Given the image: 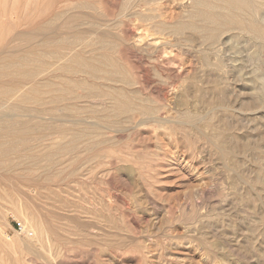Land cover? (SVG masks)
Segmentation results:
<instances>
[{
	"label": "rangeland",
	"instance_id": "obj_1",
	"mask_svg": "<svg viewBox=\"0 0 264 264\" xmlns=\"http://www.w3.org/2000/svg\"><path fill=\"white\" fill-rule=\"evenodd\" d=\"M12 1L8 0V7L17 3ZM36 1L33 4L26 1L27 5L21 1V7L26 5V10L29 5V9H35L31 15L35 17L33 21L24 11L17 29L9 26L0 30V49H6V53L0 52V66L12 60L14 54L23 56L32 51L33 56L37 55L31 64H36L35 72L42 59L48 60L49 65L43 70V74L46 71L43 77L41 72L33 85L25 87L23 93L27 96L29 87L35 88L34 102L24 103L20 97L5 96L2 92L16 83L0 81V141L13 135L6 126L9 119L13 118L18 126L28 121V126L34 128L33 133L26 135L28 147L18 145L10 157L15 161V169L8 170L7 159H0L1 164L5 162L4 167L0 164V264H264V37L257 38L236 25L220 35L222 41L216 47L215 56L222 52L219 58L213 57L208 51L209 29L200 13H207L209 4L218 0H199L194 9L192 0ZM240 1L247 4L246 0ZM262 1L257 19L264 28ZM217 9L220 13L226 12L220 7ZM180 19L185 28L179 25ZM177 25L175 31H170ZM16 34L20 35L17 39ZM185 36L186 39L182 38ZM40 49L45 57H41ZM88 52L118 61V77L116 73L115 79L113 76L107 79L82 70L73 71L71 76H66L69 80L74 78L72 82L89 81L84 88L70 84L71 100H80L78 97L91 86L93 93L99 90L108 94L107 90L120 89L121 82L125 81L129 85L127 93L135 92L132 102L140 111L131 113L129 121L127 117L118 118V126L114 124L111 127L114 131L105 132V143L96 147L90 156L83 150L85 142H81L79 151L76 150L78 154L70 156L61 152L50 166L46 165L44 153L51 152L69 137L71 125L80 128L82 123L89 122L92 127L103 129L110 121L104 114L109 106L107 99L99 103L98 117L87 118L78 110H64L65 102L55 106L50 103L46 86L56 82L63 87L64 81L49 71L51 64L54 67L64 64L65 54L67 58L71 53L84 57L90 56ZM53 54H62L63 58L56 62L59 64L50 62L55 58ZM182 93V99L190 103L187 110L191 113L179 107ZM139 97L146 100L143 108ZM153 106L166 120L162 124L151 121L150 115H142L149 113ZM143 116L146 123L134 127L144 121ZM60 122L64 123L66 138L60 136ZM203 125L209 127L207 132ZM219 132L226 138V148L216 137ZM30 161L37 166L26 169ZM17 170H22L25 177L20 179L18 173H13ZM52 181L56 186L50 184ZM36 222L39 227L44 225L47 236L38 233ZM17 224L25 226L29 236L18 234ZM36 240V251L22 247Z\"/></svg>",
	"mask_w": 264,
	"mask_h": 264
},
{
	"label": "bare ground",
	"instance_id": "obj_2",
	"mask_svg": "<svg viewBox=\"0 0 264 264\" xmlns=\"http://www.w3.org/2000/svg\"><path fill=\"white\" fill-rule=\"evenodd\" d=\"M21 1H24L25 3H26V5H27V2L26 1H29V3L31 2L32 4L33 3H35V2H33L34 0H14V1H12V2H17V3H15V6L14 5H12L13 7H8V0H0V30H2V29H4V28H8L9 26H10V28L11 27H14L15 29H17L19 26V23H21L22 22V20H21V18H22V14L24 13V11H26L24 14H26L27 16H31L33 13H35L34 11H35V9H29V7L31 6V5H29V7L27 8V10H26V5H25V7H21ZM36 1V0H35ZM51 2H52V0H50ZM59 1V0H58ZM73 1V0H72ZM83 1V0H82ZM85 1V0H84ZM117 1V0H116ZM150 1V0H149ZM152 1V0H151ZM154 1V0H153ZM193 1V4L194 5H192V7H193V9L195 8L194 6H197L196 4H198V3H200V2H198L199 0H192ZM204 1H206V0H204ZM214 1V0H213ZM240 0H235V2H234V0L232 1V0H218V3L216 2L215 4H209V6L207 7L208 8V12L206 13V12H204L203 14H202V12L200 13V11H199V13L201 14L200 16H202L203 17V19L204 20H206V28L208 27V29H209V34L207 35L208 36V40H209V47H208V51H209V53L213 56H215L216 55V53H217V49H216V47H217V45H219L220 44V42L222 41L221 39H220V35L223 33V32H225L227 29H229V28H233V27H235L236 25H240V29H241V27H243L244 28V30H247V31H250L251 33H253L254 34V36L255 37H257V38H263L264 37V28H262V25L260 24V21H258V17H257V13H258V10L260 11V7L261 6H263V3H261V1L262 0H249V1H247L246 0V2H247V4H245V5H243L241 2L242 1H240ZM245 1V0H244ZM243 1V2H244ZM37 2V1H36ZM79 2V1H78ZM87 2V1H86ZM157 2V1H156ZM210 2H211V0H210ZM263 2V1H262ZM60 3V2H59ZM102 3V2H101ZM214 3V2H213ZM14 4V3H13ZM87 4V3H86ZM137 4V3H136ZM145 4V3H144ZM148 4V3H147ZM150 4V3H149ZM35 5V4H34ZM58 5V4H57ZM61 5V4H60ZM63 5V4H62ZM104 5V4H103ZM146 5V4H145ZM155 5V4H154ZM199 5V4H198ZM203 5H204V3H203ZM150 6V5H149ZM152 6V5H151ZM58 7V6H57ZM91 7V6H90ZM220 7V9L222 10H224V12L225 13H220L218 10L219 9H217V8H219ZM34 8V7H33ZM63 8V7H62ZM93 8V7H92ZM106 8V7H105ZM190 8H191V5H190ZM264 8V7H263ZM82 9H84L83 7H82ZM137 9V8H136ZM146 9V8H145ZM55 10V9H54ZM107 10V9H106ZM142 10H143V8H142ZM149 10V9H148ZM191 10V9H190ZM200 10V9H199ZM205 10H206V8H205ZM220 10V11H221ZM41 11V10H40ZM62 11V10H61ZM89 11V10H88ZM152 11V10H151ZM150 11V12H151ZM162 11V10H161ZM160 11V12H161ZM194 11V10H193ZM262 11V10H261ZM33 12V13H32ZM53 12V11H52ZM140 12V11H139ZM192 12V11H191ZM59 13V12H58ZM137 13V12H136ZM23 14V15H24ZM53 14V13H52ZM134 14H135V12H134ZM162 14V13H161ZM188 14V13H187ZM192 14H194V12L192 13ZM138 15V14H137ZM149 15V14H148ZM165 15V14H164ZM34 16H35V14H34ZM55 16H56V14H55ZM59 16H60V18H61V16H62V13H61V15L59 14ZM191 16V15H190ZM197 16V15H196ZM26 17V16H25ZM148 17V16H147ZM163 17V16H162ZM161 17V18H162ZM171 17V16H170ZM29 18H31V20L34 18L35 19V17H33L32 18V16L31 17H29ZM28 18V19H29ZM56 18H58V16H56ZM125 18V17H124ZM158 18H160V17H158ZM176 18V17H175ZM263 18V17H262ZM33 19V20H34ZM49 19H50V17H49ZM54 19V18H53ZM70 19V18H69ZM73 19V18H72ZM154 19H155V17H154ZM178 19V18H177ZM202 19V20H203ZM21 20V21H20ZM32 20V21H33ZM56 20H58V19H56ZM150 20V19H149ZM189 20V19H188ZM196 20H197V18H196ZM261 20V19H260ZM28 21V20H27ZM51 21H52V19H51ZM155 21V20H154ZM153 20H152V22H154ZM179 21H181V23L179 24L180 26H182V27H184L185 26V23H183L182 22V20L180 19ZM185 21V20H184ZM193 21V20H192ZM201 21V20H200ZM35 22V21H34ZM152 22H149V23H151L150 25H152ZM185 22H188V21H185ZM205 22V21H204ZM49 23V22H48ZM154 23H156V22H154ZM153 23V24H154ZM167 24V23H166ZM169 24V23H168ZM187 24V23H186ZM193 24H194V22H193ZM205 24V23H204ZM32 25V24H31ZM47 25V24H46ZM149 25V24H148ZM158 25H160V24H158ZM190 25V24H189ZM152 26H155V25H152ZM166 26V25H165ZM17 27V28H16ZM46 27V26H45ZM146 27V26H145ZM157 27V26H156ZM159 27H162V28H166V27H164V25H161V26H159ZM179 27L178 25L177 26H175L174 28H172L170 31H175V29H177V28ZM204 27V26H203ZM21 28V27H20ZM130 28V27H129ZM168 28V27H167ZM185 28V27H184ZM199 28V27H198ZM205 28V27H204ZM131 29V28H130ZM174 29V30H173ZM188 29V28H187ZM187 29H184V30H187ZM196 29H197V27H196ZM189 30V29H188ZM190 30H191V28H190ZM198 30V29H197ZM230 30V29H229ZM123 31V30H122ZM182 31H183V28H182ZM200 31V30H199ZM235 31V30H234ZM239 31V30H238ZM159 32V31H158ZM178 32H180V31H178ZM184 32V31H183ZM205 32V31H204ZM231 32V31H230ZM244 32V31H243ZM246 32V31H245ZM14 33V32H13ZM126 33V32H125ZM147 33V32H146ZM176 33V32H175ZM175 33H173V34H175ZM186 33V32H185ZM191 33V32H190ZM203 33V32H202ZM228 33V32H227ZM19 34V33H18ZM18 34H16L15 35V38L17 37V35ZM148 34V33H147ZM150 34V33H149ZM154 34V33H153ZM157 34H160V33H157ZM181 34V33H180ZM182 34H184V33H182ZM22 35V34H21ZM155 35V34H154ZM162 35H164L163 33H162ZM203 35V34H202ZM228 35H231L230 33L228 34ZM249 35V34H248ZM18 36H20V35H18ZM23 36H24V34H23ZM90 36V35H89ZM184 36V35H183ZM224 36H226V35H224ZM77 37V36H76ZM152 37V36H151ZM157 37V36H156ZM159 37H161V36H159L158 35V38ZM173 37H174V35H173ZM254 37V38H255ZM2 38V37H1ZM14 38V39H15ZM21 38V37H20ZM72 38V37H71ZM140 38V37H139ZM143 38V37H142ZM162 38V37H161ZM182 38H185L186 39V36L185 37H182ZM202 38V37H201ZM207 38V37H206ZM225 38V37H224ZM17 39V38H16ZM82 39H83V37H82ZM138 39V38H137ZM141 39V38H140ZM145 39H146V36H145ZM180 39V38H179ZM223 39V38H222ZM256 39V38H255ZM264 39V38H263ZM31 40H33V39H31ZM142 40V39H141ZM141 40H139L140 42H141ZM156 40V42L157 41H159V40H157V38L155 39ZM154 40V41H155ZM178 40V39H177ZM181 40V39H180ZM3 41V40H2ZM48 42H50L49 40H47ZM65 41V40H64ZM70 41V40H69ZM82 41V40H81ZM153 41V40H152ZM166 41V40H165ZM187 41V40H186ZM203 41V40H202ZM225 41V40H224ZM231 41V40H230ZM233 41V40H232ZM256 41H258V40H256ZM260 41V40H259ZM60 42V41H59ZM78 42V41H77ZM83 42H84V40H83ZM86 42V41H85ZM87 42H88V40H87ZM177 42V41H176ZM261 43H262V41H260ZM5 43V42H4ZM13 43V42H12ZM46 41H45V45H46ZM68 43V42H67ZM74 43H75V41H74ZM155 43V42H154ZM179 43H180V41H179ZM192 43V42H191ZM41 43H39V45H40ZM42 44H43V42H42ZM60 44V43H59ZM78 44V43H77ZM82 44V43H81ZM177 44V43H176ZM4 45V44H3ZM70 45V44H69ZM90 45H92L93 46V44H90ZM102 46H103V44H101ZM105 45V44H104ZM204 45H205V43H204ZM222 45V44H221ZM7 46H9V45H7ZM7 46H5V47H7ZM42 46V45H41ZM41 46H39V47H41ZM47 46V45H46ZM58 46H60V45H58ZM58 46H55V47H58ZM65 46H68V45H65ZM79 46V45H78ZM85 45H83V47H84ZM100 46V45H99ZM106 46H107V44H106ZM177 46V45H176ZM11 47V46H10ZM29 47H30V45H29ZM43 47V46H42ZM98 47V46H97ZM108 47V46H107ZM206 47V48H207ZM221 47V46H220ZM219 47V48H220ZM1 48H2V45H1ZM4 48V47H3ZM31 48V47H30ZM67 48V47H66ZM71 48V47H70ZM73 48V47H72ZM71 48V49H72ZM75 48H76V46H75ZM86 48V47H85ZM91 48V47H90ZM218 48V49H219ZM222 48V47H221ZM221 48L219 49V50H221ZM227 48V47H226ZM8 49V48H7ZM57 49V48H56ZM74 49V48H73ZM88 49V48H87ZM91 49H93V48H91ZM104 49V48H103ZM6 50V49H5ZM5 50L4 49H0V52L1 53H4L5 52ZM33 50H35V47H34V49ZM57 50H59V49H57ZM62 50V49H61ZM88 50H90V49H88ZM153 50V49H152ZM179 50V49H178ZM207 50V49H206ZM17 51H18V49H17ZM21 51H22V49H21ZM20 50H19V52H21ZM25 51H28V50H24V52ZM32 51V50H31ZM43 50H39L38 52L40 53V55L42 54L41 52H42ZM84 51V50H83ZM87 51V50H86ZM11 52V51H10ZM15 52V51H14ZM19 52H16V53H19ZM29 52V51H28ZM37 52V51H36ZM47 52V51H46ZM49 52V51H48ZM55 52H57L56 50H55ZM62 52V51H61ZM74 52V51H73ZM79 52V51H78ZM77 52V53H78ZM92 52V51H91ZM162 52V51H161ZM220 52H222V51H220ZM220 52H219V54H220ZM0 53V54H1ZM6 53V52H5ZM22 53H23V51H22ZM22 53H20V54H22ZM29 53H31V52H29ZM32 53H33V51H32ZM23 54V56H16V54H14V58L12 59V60H10V61H8V62H3L2 63V65L0 66V81L1 82H15L16 84L14 85L15 87H12V88H9V89H5L4 90V92H2L5 96H7V97H10V96H16V97H20V99L21 100H23L24 101V103L25 102H30V101H35V88H31V87H29V95L27 96V94H25V93H23L24 91H25V87H26V85H28V84H31L32 83V85L34 84V82H35V77L36 76H38L41 72H42V74H43V70H45L46 69V67L47 66H49V65H47V61L48 60H44V61H42L41 60V62L36 66V72H35V65L33 66H31V64L32 63H34V58H36L37 57V55H36V57L35 56H33V54ZM65 53V52H64ZM63 53V54H64ZM80 53V52H79ZM93 53V52H92ZM89 54V52H88V54L90 55V56H88V55H86V56H82V55H79V54H76V55H73L72 53V55L70 54L69 55V57L67 58V54H69V52H67V54H65V57L66 58H64V64H60V65H56V67H54V65L53 64H51V70H49V71H52V74L54 75V76H59L60 77V79H61V77H62V79H64V81H62V84L61 85H63V87L62 86H60L59 84H57L56 82L54 83H51L52 85H47L46 86V90L48 91V93H50L49 95H50V103H51V105L52 106H55V105H59V103H61V102H65V105H64V110H78V112L79 113H81V114H83V116H85L86 118L87 117H94L93 115H95V117H98V114H99V111H98V105H99V103L100 102H102V101H104L105 99H107V102H108V100H109V106L108 105H106V106H108V107H106V109H104V114L105 115H107L108 117H110V121H107L108 122V126L107 127H104L103 129L102 128H96L95 126L94 127H92L93 126V124H89V122H88V124H84V123H82L83 125H82V127H80V128H77V127H75V126H78V125H71L69 128H70V130H68V131H70L69 132V137L68 138H66L65 137V134L64 133H66V132H64L65 130L63 129L64 127H63V122H60V136L62 137V138H66V140L62 143V144H60V145H56V147L51 151V152H49V153H47V154H45L44 152V159L46 160V161H43L44 159L43 158H41L42 160L41 161H43V162H46V165L48 164L49 166L52 164V162H53V159H54V157L56 158L57 157V155L58 154H61V152H65V153H68V154H70V156L71 155H74L73 153H76V152H78L79 151V143L81 144V142H85V145H84V149L83 150H87V152H89V156H90V154L93 152L94 153V150L96 149V147H98V146H100V145H103L104 143H105V140L104 139H106V138H104L105 137V132H110V130L112 129L111 127H114V124H116L117 122V119L118 118H122V117H127V119H128V116H130V114L132 113V114H134L135 112L137 113L138 111H140L139 109L137 110V108L136 107H138V106H136L135 107V105H134V103L132 102L135 98H136V96L134 97V95H135V92H133V91H131L130 89L132 88L133 89V87L132 86H130L129 88V93H127V89H126V87L127 86H129V85H127L128 83L127 82H125V81H123V82H121V79L119 78V80H120V82L122 83H120L121 85L120 86H122L120 89L119 88H112V89H110V90H107L108 92V94H104V92L103 91H99L98 90V92H95V93H93L94 91H91V88H92V86L91 85H89V87L91 86V88L89 89V90H87L86 92L84 91V95L82 96V94H80L82 97H78V98H80V100H76L75 102H74V100H71L72 98L71 97H69V96H71V92L73 91L70 87V84H74V85H76L77 86V88H84V87H82V86H84L88 81H89V79L87 80V82H72L71 80H73V79H71V80H69L66 76L67 75H70L71 76V73L74 71L75 73H76V71H83V72H85V73H90L91 75H103L104 77H111V76H113L114 77V75H115V73H116V76L118 77V75H117V73H118V69L119 68H117L118 66H117V62H116V60L114 61V59H112V57L110 58V57H107V56H105V55H93V54ZM100 53H102V52H100ZM104 53V52H103ZM167 53V52H166ZM11 54V53H10ZM8 55V54H6V56H11V55ZM38 54V53H37ZM50 54V53H49ZM57 54V53H56ZM54 55L55 56V58H53V60H50V62H54L55 64H59V63H56V62H59L63 57L61 56V55ZM80 54H82V53H80ZM105 54H107V53H105ZM139 54V53H138ZM165 54V53H164ZM219 54H217L218 56H219ZM228 54V53H227ZM2 55V54H1ZM47 55V54H46ZM52 55V56H53ZM110 55V54H109ZM123 55V54H122ZM206 55V54H205ZM39 56V55H38ZM44 55H41V57H43ZM49 56V55H48ZM127 56V55H126ZM139 56V55H138ZM209 56V55H208ZM213 56V57H214ZM217 56V57H218ZM45 57V56H44ZM125 57V56H124ZM130 57H131V55H130ZM206 57H207V55H206ZM217 57L215 56V58L217 59ZM6 58V57H5ZM116 58V57H115ZM199 58V57H198ZM219 58V57H218ZM221 58V57H220ZM1 59V58H0ZM2 59H4V58H2ZM7 59V58H6ZM38 59H40V57L39 58H37V59H35V60H38ZM44 59H46V58H44ZM48 59V58H47ZM50 59V58H49ZM66 59V60H65ZM205 59H207V58H205ZM167 60H169V58L167 59ZM166 60V61H167ZM208 60V59H207ZM206 60V61H207ZM238 60V59H237ZM140 61V60H139ZM153 61V60H152ZM219 61V60H218ZM217 61V62H218ZM2 62V61H1ZM39 62V61H38ZM163 62V61H162ZM168 62V61H167ZM213 62H215L216 63V60L215 61H213ZM219 62H221V60L219 61ZM36 63V62H35ZM61 63V62H60ZM119 63V62H118ZM156 63V62H155ZM164 63V62H163ZM130 64V63H129ZM177 64V63H176ZM216 64H218V63H216ZM220 64V63H219ZM218 64V65H219ZM27 66V67H24V66ZM47 65V66H46ZM52 65H53V70H52ZM154 65V64H153ZM214 65V64H213ZM212 65V66H213ZM134 66V65H133ZM132 66V67H133ZM156 66V65H155ZM220 66V65H219ZM119 67H121V66H119ZM214 67H215V65H214ZM214 67H212L213 69H214ZM221 67H222V65H221ZM221 67H219L218 68V70L221 68ZM224 67H225V65H224ZM215 68H217V67H215ZM223 68V67H222ZM263 68V67H262ZM49 69V68H48ZM122 71H124V68L122 67ZM212 69V70H213ZM247 69V68H246ZM154 70V69H153ZM217 70V69H216ZM120 71V70H119ZM157 71V70H156ZM38 72V74L37 75H35L36 73ZM46 72V71H45ZM45 72H44V74H45ZM48 72V71H47ZM148 72V71H147ZM153 72V71H152ZM217 72V71H216ZM222 72H223V70H222ZM241 72V71H240ZM49 73V72H48ZM48 73H47V75H48ZM123 73H125V72H123ZM158 73V72H157ZM183 73V72H182ZM221 73V72H220ZM225 73V72H224ZM228 73V72H227ZM41 74V75H42ZM44 74L42 75V77L44 76ZM114 74V75H113ZM119 74V73H118ZM143 74V73H142ZM73 75H75L74 73H73ZM78 75V74H77ZM76 75V76H77ZM80 75H82V74H80ZM79 75V76H80ZM146 75V74H145ZM149 75V74H148ZM160 75V74H159ZM220 75V74H219ZM50 76V75H49ZM53 76V77H54ZM86 76V75H85ZM88 76V75H87ZM87 76H86V78H87ZM115 76V77H116ZM121 75H119V77H120ZM127 76V75H126ZM181 76V75H180ZM227 76V75H226ZM42 77H40L41 79H42ZM51 77V76H50ZM49 77V78H50ZM115 77H114V79H115ZM122 78H125V76H121ZM145 77V76H144ZM147 77V76H146ZM221 77V76H220ZM223 77V76H222ZM221 77V78H222ZM225 77V76H224ZM38 78H39V76H38ZM45 79L47 78V77H44ZM71 78V77H70ZM95 78V77H94ZM103 78V77H102ZM221 78L219 79V80H221ZM55 79H57V78H55ZM80 79H81V77H80ZM93 79V78H92ZM104 79V78H103ZM108 79V78H107ZM185 79V78H184ZM195 79V78H194ZM211 79V78H210ZM209 79V80H210ZM215 79V78H214ZM228 79V78H227ZM226 79V80H227ZM49 80V79H48ZM53 80V79H52ZM75 80H77V79H75ZM91 80V79H90ZM93 80H95V79H93ZM98 80H102L101 78L100 79H98ZM116 80H118L117 78H116ZM126 81H127V79H125ZM141 80V79H140ZM218 80V81H219ZM42 81V80H41ZM55 81V80H54ZM57 81H59V80H57ZM92 81V80H91ZM96 81V80H95ZM108 81V80H107ZM112 81V80H111ZM110 81V82H111ZM130 81V80H129ZM162 81V80H161ZM45 82H47V81H45ZM61 82V81H60ZM97 82V81H96ZM106 82V81H105ZM105 82H104V80H103V83L105 84ZM115 82V80L113 81V83ZM119 82V81H118ZM133 82V81H132ZM199 82V81H198ZM260 82V81H259ZM49 83V82H48ZM92 83V82H91ZM99 83V82H98ZM102 83V82H101ZM131 83V82H130ZM134 83V82H133ZM90 84V83H89ZM109 84V83H108ZM115 84V83H114ZM119 84V83H118ZM145 84L146 85H148V86H150L149 84H148V80L146 81L145 80ZM175 84V83H174ZM97 85H99V84H97ZM110 85V84H109ZM116 85H117V82H116ZM131 85V84H130ZM134 85V84H133ZM141 85V84H140ZM19 86V87H18ZM96 86V85H95ZM101 86V85H100ZM119 86V85H118ZM85 87H86V85H85ZM136 87V86H135ZM158 87V86H157ZM176 87V86H175ZM182 87V86H181ZM100 88V87H99ZM139 88V87H138ZM177 88V87H176ZM179 88V87H178ZM136 89V88H135ZM149 89V88H148ZM183 89V88H182ZM78 90V89H77ZM39 91V90H38ZM81 91V90H80ZM138 91V90H137ZM153 91V90H152ZM44 92V91H43ZM46 92V91H45ZM150 92H151V89H150ZM179 92V91H178ZM47 93V92H46ZM76 93H79V92H76ZM127 95H126V94ZM142 93V92H141ZM168 93V92H167ZM185 93H187V92H185ZM34 94V95H33ZM73 94H75V91H74V93ZM72 94V95H73ZM139 94H140V92H139ZM146 94V93H145ZM180 94V93H179ZM188 94V93H187ZM76 95V94H75ZM74 95V96H75ZM131 95H133V97L132 98H130L131 97ZM183 93L180 95V100H179V98H178V100H179V102H178V100H176L177 102H178V104H179V107L180 108H182L183 110H185V112H186V110L187 109H189L188 108V104H190L189 102H188V104L184 101L185 100V98H184V100L182 99L183 98ZM139 96V95H138ZM144 96V95H143ZM215 96V95H214ZM76 97V96H75ZM74 97V98H75ZM148 97V96H147ZM185 97H186V95H185ZM70 98V99H69ZM140 98V97H139ZM214 98V97H213ZM76 99V98H75ZM218 99V98H217ZM221 99V98H220ZM33 101V102H34ZM139 101H140V105L142 106V105H144L145 103H146V100H144V97H143V99H139ZM46 102V101H45ZM96 102V103H95ZM135 102V101H134ZM155 102H156V100H155ZM23 103V102H22ZM48 103V102H47ZM34 104L35 103H33V106H34ZM39 104V103H38ZM106 104V103H105ZM177 104V103H176ZM37 105V104H36ZM40 105H42V104H40ZM101 105V104H100ZM150 105V104H149ZM43 106V105H42ZM45 106V105H44ZM61 106V105H60ZM100 107V106H99ZM146 107V106H145ZM46 108V107H45ZM142 108H143V106H142ZM154 108V106L152 107V108H150V111H149V113H142V115H146L147 114V116L148 115H150V120L151 121H154V122H158V123H160V124H162L164 121H166L164 118H162L160 115H159V113L157 112V110H156V108L155 109H153ZM176 108V107H175ZM63 109V108H62ZM141 109V108H140ZM148 109V108H147ZM146 109V110H147ZM162 109V108H161ZM145 110V109H144ZM144 110H143V112H144ZM149 110V109H148ZM147 110V111H148ZM182 110V111H183ZM49 111V110H48ZM169 111V110H168ZM187 111H189V110H187ZM216 111V110H215ZM184 112V111H183ZM190 112V111H189ZM188 112V113H189ZM58 113V112H57ZM77 113V112H76ZM78 113V114H79ZM100 113H102V111L100 112ZM156 113H158V114H156ZM191 113V112H190ZM189 113V114H190ZM194 113V112H193ZM28 114V113H27ZM72 114H74V113H72ZM132 114H131V116H132ZM92 115V116H91ZM154 115V116H153ZM37 116H39V115H37ZM81 116V115H80ZM83 116H81V117H83ZM141 116V115H140ZM144 116H143V118H144ZM177 116V115H176ZM183 116V115H182ZM186 116V115H185ZM55 117V116H54ZM63 117H64V115H63ZM67 117V116H66ZM75 117H77V116H75ZM188 117H190L189 115H188ZM10 118H12V117H10ZM52 118V117H51ZM56 118V117H55ZM130 118V117H129ZM137 118V117H136ZM142 118V117H141ZM141 118H140V120H141ZM147 118V117H146ZM13 119V118H12ZM12 119H9L7 122H6V126H7V128H10L11 129V131L13 132V135L14 134H16V135H20V137L19 138H17V136H11V137H9L7 140H5L4 142H1L0 141V159H7V162H8V165H7V167L6 168H9L8 170H12V168H14L15 169V165L13 164L14 162H12L11 160H10V157L12 156V154L14 153V151L17 149V147L19 148V146L18 145H21V146H23V147H28V144H29V138H27L26 137V135L30 132V133H33L32 131H33V127H30V126H28L30 123L28 122V121H23V122H21V124L18 126L17 124H16V122L14 121V120H12ZM28 119V118H27ZM45 119V118H44ZM68 119V118H67ZM84 119V118H83ZM188 119V118H187ZM31 120V119H30ZM70 120V119H69ZM87 120V119H86ZM106 120H108V118H106ZM124 120V119H123ZM136 120V119H135ZM134 120V121H135ZM139 120V119H138ZM139 120V121H140ZM22 121V120H21ZM46 121V120H45ZM64 121V120H63ZM79 121V120H78ZM100 121H101V119H100ZM119 121H121V120H119ZM127 121V120H126ZM128 121H129V119H128ZM127 121V122H128ZM133 121V120H132ZM133 121V122H134ZM103 122V121H102ZM124 122V121H123ZM122 122V123H123ZM126 122V123H127ZM130 122H131V118H130ZM202 122V121H201ZM209 122V121H208ZM75 123V122H74ZM87 123V122H86ZM104 123V122H103ZM103 123H102V125H103ZM119 123V122H118ZM121 123V122H120ZM135 123V122H134ZM146 123V121H145V118H144V121H140L139 123L137 122V124L134 126V127H137V126H141V125H144ZM203 123V122H202ZM205 123V122H204ZM125 124V123H124ZM132 124V123H131ZM130 124V125H131ZM206 124H207V122H206ZM79 125H81V123L79 124ZM96 125V124H95ZM117 126H118V124H116ZM120 125V124H119ZM211 124H208V126H210ZM47 126V125H46ZM49 126V125H48ZM123 126V125H122ZM133 126V125H132ZM204 126V125H203ZM202 126V127H203ZM207 126V127H208ZM37 127V126H36ZM116 127V126H115ZM121 126H119L118 128H120ZM133 127V128H134ZM205 127V126H204ZM207 127H205V131H206V129H207ZM212 127V126H211ZM209 128V127H208ZM217 128V127H216ZM116 129V128H115ZM204 129V128H203ZM113 130V129H112ZM118 130V129H117ZM121 130V129H120ZM208 130V129H207ZM36 131V130H35ZM67 131V132H68ZM114 131V130H113ZM112 131V132H113ZM119 131V130H118ZM211 131H213V130H211ZM218 131V130H217ZM192 132H193V130H192ZM207 132V131H206ZM36 133V132H35ZM115 133V132H114ZM214 133H218V132H214ZM221 132H219V134H216L217 136L216 137H219L220 138V145L224 148L225 146H226V138L222 135V134H224V131H223V133L222 134H220ZM226 133V132H225ZM67 135V136H68ZM35 137V136H34ZM38 137V136H37ZM43 137V136H42ZM108 137V136H107ZM118 137V136H117ZM40 138V137H39ZM230 139V138H229ZM35 140V139H34ZM42 140H43V138H42ZM60 140V139H59ZM115 140V139H114ZM44 141H46V139L44 140ZM109 141V140H108ZM107 141V142H108ZM40 142H41V140H40ZM39 142V143H40ZM238 142V141H237ZM31 143V142H30ZM38 143V142H37ZM36 144V143H35ZM48 144V143H47ZM57 144V143H56ZM228 144H229V142H228ZM227 144V145H228ZM31 145V144H30ZM29 145V146H30ZM40 145H42V144H40ZM77 145H78V149H77ZM32 146V145H31ZM38 146V145H37ZM36 146V147H37ZM43 146V145H42ZM46 146V145H45ZM53 146V145H52ZM82 146V145H81ZM36 147H34L35 149H36ZM33 148V149H34ZM83 148V147H82ZM226 148V147H225ZM38 149H40V148H38ZM27 150V149H26ZM76 150H78V151H76ZM29 151V150H28ZM48 151H49V149H48ZM47 151V152H48ZM32 152V151H31ZM96 152V151H95ZM42 153V154H43ZM79 153H81V152H79ZM36 154H37V152H36ZM76 154H78V153H76ZM66 155V154H65ZM87 155V154H86ZM21 156V155H20ZM35 156V155H34ZM37 156V155H36ZM40 156V155H39ZM59 156V155H58ZM76 156V155H75ZM88 156V155H87ZM94 156V155H93ZM16 157H18V155L16 156ZM15 157V158H16ZM12 158V157H11ZM39 158V157H38ZM72 158H74V157H72ZM78 158H80V157H78ZM81 158H83V157H81ZM80 158V159H81ZM92 158V157H91ZM17 159V158H16ZM19 159V158H18ZM35 159H37V158H35ZM77 159V158H76ZM14 160V159H13ZM25 160V159H24ZM55 160V159H54ZM4 161V160H3ZM28 161V160H27ZM36 161V160H35ZM40 161V160H39ZM40 161V162H41ZM58 161H62V160H60V158L58 159ZM1 162H2V160H1ZM17 162V161H16ZM55 162V161H54ZM20 163V162H19ZM38 163V162H37ZM42 163V162H41ZM62 163H64V161L62 162ZM61 163V164H62ZM90 163V162H89ZM1 164V163H0ZM3 164H5V162H3L2 164H1V166L2 167H4L3 166ZM42 164H44V163H42ZM56 164V163H55ZM59 164V163H58ZM19 165V164H18ZM17 165V166H18ZM25 165V164H24ZM27 166L25 167L26 169H30L31 167L32 168H34L35 166H37V165H35V162L34 161H30V162H28L27 164H26ZM41 165V164H40ZM54 165V164H53ZM86 165V164H85ZM21 166V165H20ZM20 166L19 167H17V168H19L20 169ZM56 167H57V165H56ZM55 167V168H56ZM6 168H5V170H6ZM46 167L44 166V169H45ZM52 167H50V169H51ZM22 169V168H21ZM85 170V169H84ZM1 171H2V169H1ZM24 171V170H23ZM47 171H48V167H47ZM46 171V172H47ZM74 171V170H73ZM8 172H10V171H8ZM12 172V171H11ZM20 172V173H19ZM19 172H18V170L17 171H15V172H13L14 174H16L17 175V173H18V175H19V178L20 177H23L24 175L22 174V170H19ZM75 172V171H74ZM73 172V175L75 176V174L76 173H74ZM78 172V171H77ZM44 173V172H43ZM42 173V175H44V174H46V173H44L43 174ZM58 174H59V172H57ZM56 173V174H57ZM81 173V172H80ZM47 174H50V172L48 171V173ZM77 174H79V173H77ZM8 175V174H7ZM13 175V174H12ZM12 175H11V177H12ZM53 175H54V173H53ZM60 175V174H59ZM71 174H69V176H70ZM73 175L72 176H70V177H73ZM47 176V175H46ZM51 176V175H50ZM25 177V176H24ZM38 177V180H39V176H37ZM44 177V176H43ZM52 177V176H51ZM61 176H59V178H60ZM13 178V177H12ZM42 178V177H41ZM40 178V179H41ZM54 177H52L51 179H53ZM56 178V177H55ZM69 178V177H68ZM74 178V177H73ZM21 179V178H20ZM47 179H48V177H47ZM51 179H50V181H51ZM57 179V178H56ZM56 179H54V180H56ZM71 179V178H70ZM35 180V179H34ZM44 180V179H43ZM72 180V179H71ZM33 182V181H32ZM35 182V181H34ZM65 182V181H64ZM63 182V183H64ZM50 183V182H49ZM57 183H59V179H58V182ZM50 184H52V185H54V186H56L55 185V182H54V184H53V181H52V183H50ZM47 185H49V184H47ZM41 194V193H40ZM17 197V196H16ZM56 210V209H55ZM67 210V209H66ZM71 214V213H70ZM24 216V215H23ZM198 216V215H197ZM198 219V218H197ZM29 221V220H28ZM37 223V222H36ZM44 223V222H43ZM63 223V222H62ZM38 224V227H39V223H37ZM43 225V224H42ZM42 225L39 227V229H37L38 230V233L40 234V235H44L45 234V236H47L48 234H47V232H46V230H44L43 229V227H42ZM44 226V225H43ZM34 227V226H33ZM30 229V228H29ZM34 229H35V227H34ZM76 230V229H75ZM49 232H51V231H49ZM53 232H54V230H53ZM55 233V232H54ZM28 235V234H27ZM29 236V235H28ZM72 238V237H71ZM67 239V238H66ZM38 240V239H37ZM37 240L35 241V243H28V244H26L25 242V244H24V246H22V247H24L26 250H32V251H36V249H37ZM62 240V239H61ZM30 242V241H29ZM32 242V241H31ZM41 246V245H40ZM50 247V246H49ZM21 249V248H20ZM41 249H42V247H41ZM58 251V250H57ZM34 254V253H33ZM46 255V254H45ZM57 256V255H56ZM64 257V256H63ZM50 258V257H49ZM52 259V258H51ZM55 261V260H54Z\"/></svg>",
	"mask_w": 264,
	"mask_h": 264
},
{
	"label": "built area",
	"instance_id": "obj_3",
	"mask_svg": "<svg viewBox=\"0 0 264 264\" xmlns=\"http://www.w3.org/2000/svg\"><path fill=\"white\" fill-rule=\"evenodd\" d=\"M16 232L21 235L30 234V232L21 224H17ZM29 232V233H28Z\"/></svg>",
	"mask_w": 264,
	"mask_h": 264
}]
</instances>
